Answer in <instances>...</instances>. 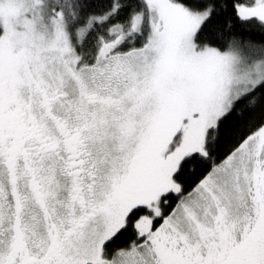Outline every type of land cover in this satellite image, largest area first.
I'll return each instance as SVG.
<instances>
[{
  "label": "snow or ice",
  "instance_id": "obj_1",
  "mask_svg": "<svg viewBox=\"0 0 264 264\" xmlns=\"http://www.w3.org/2000/svg\"><path fill=\"white\" fill-rule=\"evenodd\" d=\"M0 264H264V0H0Z\"/></svg>",
  "mask_w": 264,
  "mask_h": 264
},
{
  "label": "trees",
  "instance_id": "obj_2",
  "mask_svg": "<svg viewBox=\"0 0 264 264\" xmlns=\"http://www.w3.org/2000/svg\"><path fill=\"white\" fill-rule=\"evenodd\" d=\"M249 31H252L254 33H258L259 30L255 26H252V28H250Z\"/></svg>",
  "mask_w": 264,
  "mask_h": 264
}]
</instances>
